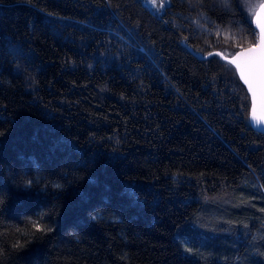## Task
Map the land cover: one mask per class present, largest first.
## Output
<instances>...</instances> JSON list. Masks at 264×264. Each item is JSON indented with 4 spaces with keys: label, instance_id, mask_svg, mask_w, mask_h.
Wrapping results in <instances>:
<instances>
[{
    "label": "trees",
    "instance_id": "16d2710c",
    "mask_svg": "<svg viewBox=\"0 0 264 264\" xmlns=\"http://www.w3.org/2000/svg\"><path fill=\"white\" fill-rule=\"evenodd\" d=\"M258 1L0 0V264H264Z\"/></svg>",
    "mask_w": 264,
    "mask_h": 264
},
{
    "label": "water",
    "instance_id": "95a60500",
    "mask_svg": "<svg viewBox=\"0 0 264 264\" xmlns=\"http://www.w3.org/2000/svg\"><path fill=\"white\" fill-rule=\"evenodd\" d=\"M261 23L264 24V8H260L256 18H255V24L257 27V24ZM258 30V36H259V28L257 27ZM243 48L239 50L232 58H235V63H233L235 66L237 64L240 65V69H238L239 74L241 76V69L244 72V76L248 79V81L252 85V91L249 90V85L244 83L247 86V91L250 95V98L253 103V91L255 92V104L254 108L251 112V117H252V123L253 125L260 131L264 132V63H256L255 65H252L250 63L251 59L253 57H259L260 55V50H257L255 52H246L244 51ZM243 52V55H237L238 53Z\"/></svg>",
    "mask_w": 264,
    "mask_h": 264
},
{
    "label": "snow or ice",
    "instance_id": "6c2138e0",
    "mask_svg": "<svg viewBox=\"0 0 264 264\" xmlns=\"http://www.w3.org/2000/svg\"><path fill=\"white\" fill-rule=\"evenodd\" d=\"M153 4H155V0H152ZM261 8H264V3H262L260 5ZM248 29H249V34L252 35V36H256L257 33H256V30L255 29H252L251 28V24L250 22L248 23ZM257 27L259 28V36H258V39L254 42V43H251L250 46L247 48V49H244V51L246 52H255L257 50H260V55L259 57H253L250 61V63L252 65H255L256 63H264V24H261V23H258L257 24ZM240 46V45H238ZM242 47V46H241ZM213 53H209V56H212ZM216 56H222V53L220 52H216L215 53ZM238 56L239 55H243V52L241 53H238L237 54ZM203 59V58H202ZM231 63H235V58H233L232 61H230ZM216 63H219V61H216ZM221 67H224L227 71L231 72V69L227 67V65H221ZM236 67L238 69H240V65L237 64ZM241 79H244L245 83L249 85V90L252 91V85L251 83L248 81V79L244 76V72L243 70L241 69ZM253 103L255 104V92L253 91ZM31 181H28V184H30ZM27 187V185H26ZM3 203V195L0 194V204ZM95 219V217H93ZM43 221V217H39L38 220H33V221H30L31 225H32V228L36 231V232H45V231H51L50 228H45V226L43 225L42 223ZM25 235H28L29 233L25 232L24 233Z\"/></svg>",
    "mask_w": 264,
    "mask_h": 264
},
{
    "label": "rangeland",
    "instance_id": "374dc122",
    "mask_svg": "<svg viewBox=\"0 0 264 264\" xmlns=\"http://www.w3.org/2000/svg\"><path fill=\"white\" fill-rule=\"evenodd\" d=\"M259 2H260V5L262 4V3H264V0H259L258 2H256L253 6V8H251V13L252 14H255V12L256 13H258L257 11H259V8H261V7H257V5L259 4ZM258 9V10H257Z\"/></svg>",
    "mask_w": 264,
    "mask_h": 264
}]
</instances>
